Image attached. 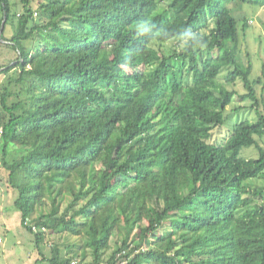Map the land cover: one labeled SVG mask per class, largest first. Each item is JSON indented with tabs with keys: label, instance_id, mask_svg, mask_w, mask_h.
I'll return each instance as SVG.
<instances>
[{
	"label": "trees",
	"instance_id": "1",
	"mask_svg": "<svg viewBox=\"0 0 264 264\" xmlns=\"http://www.w3.org/2000/svg\"><path fill=\"white\" fill-rule=\"evenodd\" d=\"M231 2L0 0L1 165L38 263L264 264V113ZM247 99L256 119L212 143ZM50 234L69 242L47 257Z\"/></svg>",
	"mask_w": 264,
	"mask_h": 264
},
{
	"label": "rangeland",
	"instance_id": "2",
	"mask_svg": "<svg viewBox=\"0 0 264 264\" xmlns=\"http://www.w3.org/2000/svg\"><path fill=\"white\" fill-rule=\"evenodd\" d=\"M230 5L232 16L237 20L239 29L237 62L245 69L248 65L250 66L249 79L255 83L254 90L260 101L259 108L264 113V89L262 83L258 84L257 82L261 77L262 67L264 66V7L240 3L238 0H232ZM243 19H247L248 22L244 33L241 29ZM13 58V54H9L4 48L0 47V66ZM227 72V69L221 72L218 78L219 81L226 78ZM235 90L239 94L247 93L240 81L237 82ZM250 105L251 101L249 99L245 101L233 100L225 113L226 123L214 130L211 142L219 143L223 141L228 136L234 123L236 124L240 120L243 121L244 118L256 119L255 112L252 109L249 110ZM241 155L245 158H253L257 156V153L255 149H244ZM1 158L0 148V264H48L47 261L37 262L39 252L34 246V237L22 227L20 213L14 206L17 193L14 190L7 192V173L2 168ZM262 184V180L252 182L254 187H260ZM45 239L46 243L41 246L40 251L47 257L50 256L47 245L55 243L62 249L64 244L69 242L65 240V237L53 234L46 236ZM109 254L110 251L107 252L106 257Z\"/></svg>",
	"mask_w": 264,
	"mask_h": 264
},
{
	"label": "water",
	"instance_id": "3",
	"mask_svg": "<svg viewBox=\"0 0 264 264\" xmlns=\"http://www.w3.org/2000/svg\"><path fill=\"white\" fill-rule=\"evenodd\" d=\"M5 21H6V14L4 13L3 14V21H2V24H1V27H0V36H1L2 32H3Z\"/></svg>",
	"mask_w": 264,
	"mask_h": 264
},
{
	"label": "built area",
	"instance_id": "4",
	"mask_svg": "<svg viewBox=\"0 0 264 264\" xmlns=\"http://www.w3.org/2000/svg\"><path fill=\"white\" fill-rule=\"evenodd\" d=\"M0 242H1V240H0ZM72 264H75V262H72Z\"/></svg>",
	"mask_w": 264,
	"mask_h": 264
}]
</instances>
